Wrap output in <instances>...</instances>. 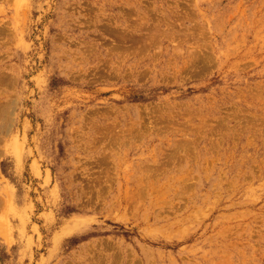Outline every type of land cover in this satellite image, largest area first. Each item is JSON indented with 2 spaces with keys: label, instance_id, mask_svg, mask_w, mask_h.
Returning <instances> with one entry per match:
<instances>
[{
  "label": "rangeland",
  "instance_id": "374dc122",
  "mask_svg": "<svg viewBox=\"0 0 264 264\" xmlns=\"http://www.w3.org/2000/svg\"><path fill=\"white\" fill-rule=\"evenodd\" d=\"M0 264H264V0H0Z\"/></svg>",
  "mask_w": 264,
  "mask_h": 264
},
{
  "label": "bare ground",
  "instance_id": "6f19581e",
  "mask_svg": "<svg viewBox=\"0 0 264 264\" xmlns=\"http://www.w3.org/2000/svg\"><path fill=\"white\" fill-rule=\"evenodd\" d=\"M2 230H3V228H2ZM9 241H11V240H9Z\"/></svg>",
  "mask_w": 264,
  "mask_h": 264
}]
</instances>
